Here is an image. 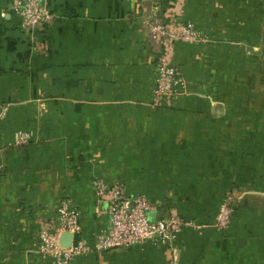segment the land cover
<instances>
[{"label": "crops", "instance_id": "0c3cea01", "mask_svg": "<svg viewBox=\"0 0 264 264\" xmlns=\"http://www.w3.org/2000/svg\"><path fill=\"white\" fill-rule=\"evenodd\" d=\"M0 0V264H53L34 235L61 200L89 246L108 226L92 181L159 202L151 215L193 221L167 248L145 242L71 264H264V0H45L31 33ZM175 8L206 42L171 61L187 91L150 105L154 55L142 27ZM28 147H9L15 131ZM243 189L223 231L228 192ZM72 240V236H71Z\"/></svg>", "mask_w": 264, "mask_h": 264}, {"label": "built area", "instance_id": "2783aa9c", "mask_svg": "<svg viewBox=\"0 0 264 264\" xmlns=\"http://www.w3.org/2000/svg\"><path fill=\"white\" fill-rule=\"evenodd\" d=\"M155 9L153 7L150 16L143 19L142 27L154 55L155 77L150 89V105L158 108L187 91L186 80L171 61L172 49L178 44L206 42L207 37L190 22L182 20L175 8L166 10L161 16L156 14ZM11 10L26 33L49 25L55 18L45 0H14ZM4 116L5 111L0 110V123ZM32 136L29 131H15L8 146L28 147ZM92 187L97 201L104 204L108 217L107 228L95 236L93 245L89 246L81 237L77 206L68 200H61L54 216L44 221L34 235L36 254L50 258L53 264H71L76 257L89 252L127 248L145 242L169 248L183 230L201 228L175 213L152 218L151 215L159 211L161 204L142 195L127 194L117 182L107 183L97 178L92 181ZM245 192L239 189L238 192L226 193L213 216L215 228L221 231L227 228L236 214L237 202ZM63 234L72 236L68 247L61 245Z\"/></svg>", "mask_w": 264, "mask_h": 264}, {"label": "water", "instance_id": "95a60500", "mask_svg": "<svg viewBox=\"0 0 264 264\" xmlns=\"http://www.w3.org/2000/svg\"><path fill=\"white\" fill-rule=\"evenodd\" d=\"M70 241H71V235L70 234H63L61 236V245L64 246V247H68L69 244H70Z\"/></svg>", "mask_w": 264, "mask_h": 264}, {"label": "rangeland", "instance_id": "374dc122", "mask_svg": "<svg viewBox=\"0 0 264 264\" xmlns=\"http://www.w3.org/2000/svg\"><path fill=\"white\" fill-rule=\"evenodd\" d=\"M242 196H243V195H241V197H242ZM241 197H240V198H241ZM240 198H239V199H240ZM238 201H239V200H238ZM237 203H238V202H237Z\"/></svg>", "mask_w": 264, "mask_h": 264}, {"label": "trees", "instance_id": "16d2710c", "mask_svg": "<svg viewBox=\"0 0 264 264\" xmlns=\"http://www.w3.org/2000/svg\"><path fill=\"white\" fill-rule=\"evenodd\" d=\"M218 207V206H217ZM217 207H216V209H217ZM216 209H215V211H216Z\"/></svg>", "mask_w": 264, "mask_h": 264}]
</instances>
